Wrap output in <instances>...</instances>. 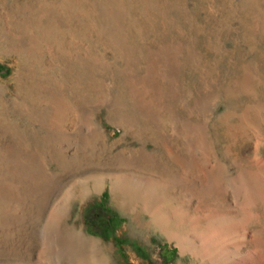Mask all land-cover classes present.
I'll return each mask as SVG.
<instances>
[{
  "label": "rangeland",
  "instance_id": "374dc122",
  "mask_svg": "<svg viewBox=\"0 0 264 264\" xmlns=\"http://www.w3.org/2000/svg\"><path fill=\"white\" fill-rule=\"evenodd\" d=\"M260 156L264 0H0V264H200L158 217Z\"/></svg>",
  "mask_w": 264,
  "mask_h": 264
},
{
  "label": "bare ground",
  "instance_id": "6f19581e",
  "mask_svg": "<svg viewBox=\"0 0 264 264\" xmlns=\"http://www.w3.org/2000/svg\"><path fill=\"white\" fill-rule=\"evenodd\" d=\"M247 161V171H241L228 183L212 185L204 192L200 189L196 194L198 204L179 213L176 225H170L162 215L158 217L159 226L176 241L180 251L191 253L200 264H264V157ZM227 198L234 200V207L225 204ZM169 225H174V230ZM102 261L85 264H103Z\"/></svg>",
  "mask_w": 264,
  "mask_h": 264
}]
</instances>
